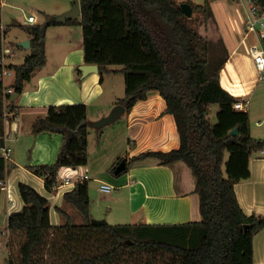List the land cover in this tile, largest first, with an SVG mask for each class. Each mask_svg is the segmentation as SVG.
I'll return each mask as SVG.
<instances>
[{
	"label": "trees",
	"instance_id": "trees-1",
	"mask_svg": "<svg viewBox=\"0 0 264 264\" xmlns=\"http://www.w3.org/2000/svg\"><path fill=\"white\" fill-rule=\"evenodd\" d=\"M78 1V17L64 23L50 19L28 28L30 54L21 64L7 66L13 72V81L7 88L21 94L33 73L45 66L44 36L48 26H80L84 64L97 65L101 77L123 75L124 96L116 104L129 112L137 101L146 100L150 91L157 92L165 101V112L173 116L179 138L175 149L118 159L108 172L120 177L133 162L148 158L158 160L160 165L183 162L195 179L200 220L161 225H92L88 184L83 181L62 196L63 205L75 208L81 222L75 224L61 206L55 207L61 223L52 226L47 199L30 186L19 184L23 206L7 220L5 246L10 254L6 263L253 264V238L264 229V216L246 215L234 186L249 178V160L252 154L264 151V139L251 136L247 111L235 110L236 98L219 83V73L228 56L222 38L208 40L191 26L176 0ZM260 5L264 6V0ZM203 13L212 19L207 3ZM8 31V27L0 26V56ZM110 66L121 68L114 70ZM5 89L0 83V149L5 144V122L11 120L8 114L16 113L10 97L4 95ZM212 105L217 106L214 122L208 116ZM83 123H87L84 104L50 105L45 116L34 120V136L63 135L52 164L28 166L33 175L44 180L46 191L54 190L62 167L87 165L88 131ZM234 129L237 135L231 134ZM69 132L73 134L69 136ZM121 160L126 162V169L115 175ZM11 166L0 154V191Z\"/></svg>",
	"mask_w": 264,
	"mask_h": 264
},
{
	"label": "crops",
	"instance_id": "crops-1",
	"mask_svg": "<svg viewBox=\"0 0 264 264\" xmlns=\"http://www.w3.org/2000/svg\"><path fill=\"white\" fill-rule=\"evenodd\" d=\"M236 5L243 16L242 36L235 38L223 27L222 33L216 32V36L222 38L228 52L219 73V83L237 101H242L243 106L244 104L249 106V111H245L249 117L250 134L256 139H264V112L252 123L250 108L253 99L264 101V78L259 76L252 81L254 84L250 87L246 86L248 81L246 79L242 81L245 73L239 61V56H242L240 48L243 46L245 54L254 62L250 48L259 46L258 30L248 29L246 24L249 19L248 11L245 6ZM58 41L62 42L63 39L59 38ZM77 44V51L69 48L61 53V57L49 59L53 63L49 64L46 57L45 66L35 71L30 80L24 84L21 94L13 101L16 113L11 116L10 122L5 124L6 145L10 148L9 142H16L26 147V141L34 138L35 145L32 146L34 156L29 164H52L62 144L63 135L60 133L31 135L34 120L45 116L50 105L84 104L87 107L88 154L89 137H93L96 142V152H99L111 138H126L129 143L127 156L125 158L118 156L117 159L127 160L146 151L166 152L177 148L179 138L173 116L165 112V101L155 91H150L146 100L137 101L129 112L125 111L109 125L98 130L89 125L90 122L106 116L121 96L118 94V88L113 89V85L109 83L112 80L106 79L115 74L101 77L97 70L81 76L78 70V67L84 64L81 37ZM59 45L66 49V44L59 43ZM261 45L264 48V45ZM7 51L8 54L12 53L7 57H15L13 51ZM233 59L235 65L233 63L232 67L226 70ZM36 152L38 157L35 156ZM115 161L110 162V167ZM8 162L12 166L6 173L0 191V256L5 252L8 217L12 213L19 212L23 206L18 191L19 184L30 186L47 199L49 221L52 226L61 223L55 207H67L63 205L62 196L73 188L67 186L48 192L44 188V180L33 175L15 156L11 155ZM72 170L75 168L62 167L58 177L63 178L60 176V173H63L76 179V176H71ZM249 172L248 179L234 186L237 201L246 215L256 213L264 216V151L252 154L249 160ZM113 182L114 189L109 192V200L104 202L101 212L96 213L98 208L93 205L89 196L91 219H102L110 225H161L200 220L199 200L194 192L195 179L189 168L181 161L170 165H160L159 161L153 158L136 161L129 166L122 177H116ZM102 201V198L98 200V202ZM253 264H264V229L253 238Z\"/></svg>",
	"mask_w": 264,
	"mask_h": 264
},
{
	"label": "rangeland",
	"instance_id": "rangeland-1",
	"mask_svg": "<svg viewBox=\"0 0 264 264\" xmlns=\"http://www.w3.org/2000/svg\"><path fill=\"white\" fill-rule=\"evenodd\" d=\"M176 1L179 4L185 3L191 7L192 13L190 17H188L189 24L198 29L201 34H204L208 40H215L217 38L216 32L219 31L222 33V27L230 32L231 35L235 36V38L242 36L243 16L240 9H238L239 7L236 5L237 3L232 2V0ZM0 2L3 3V6H0V26L9 28V31L3 37L4 49L10 50L11 52L13 51L15 54V57L13 58L8 56L5 62L7 64L19 65L23 62L25 56L30 54V48L23 49L17 46V43L31 38L28 28L34 25L45 24L48 20L54 19L56 16L67 12L73 7L75 0H0ZM205 3L209 5L214 15V18L212 17L214 20L209 19L208 16L204 15L203 6ZM30 15L35 18V21L32 23L27 21V18ZM80 37L82 38L81 27L78 25L48 26L44 36V53L48 61L57 56L58 58L61 57V53L69 48H73V51H77V42ZM59 38L63 39V41H58ZM68 41H71V43H68ZM59 43L66 44V49L62 48ZM240 49L242 56H239V61L243 67V72L245 73L244 77H242V81L246 79V81H248L246 82V86L250 87L254 84L252 81L260 76V72L256 69L255 63L245 54L243 46ZM50 62L53 63V61H49V64ZM233 63L235 65V59H233L227 67L225 66L226 70H229ZM109 68L115 70L120 69L121 67L110 66ZM112 74L115 75L106 79H110V81L112 80L109 83L113 85V89L118 88V94L122 98L124 96L123 75L119 73ZM12 81L13 75L6 81V84H11ZM250 108L252 109V123H254L255 119L260 118L264 112V101L253 99L250 102ZM216 109V105L210 107L208 116L212 122L215 121ZM243 110L249 111V106H245L244 104ZM31 135L33 134L31 133ZM31 137L33 138V136ZM128 144L126 138H111L99 152H96V142L93 137H89L88 166H83L82 168L78 167L75 168V170H72L73 175L71 176H83L85 173L88 175L89 179L87 182L88 191H90L89 196L93 205L98 208L96 213L101 212L100 210L104 207V202L108 201L110 196L109 193L100 192V184L107 183L112 186L114 183L113 181L115 177L108 172L110 162L112 160L117 161L118 156H123V158H125L127 156L126 150L129 148ZM34 145V138L26 141V147L22 146L21 143L9 142V146L12 150L11 155L15 156L18 161L22 162V164L26 166V169H28V166H32L29 163L32 156H34V153H32V146ZM35 156L38 157L37 152L35 153ZM226 159L227 155H225V161ZM62 175L63 173H60L61 177L65 176ZM122 176L123 175H121V177ZM100 198L103 199L102 202H98ZM64 209L70 214L75 224L81 222V216L75 208L67 206ZM9 254L8 249L5 247V252L0 256V264H7L6 258L9 257Z\"/></svg>",
	"mask_w": 264,
	"mask_h": 264
},
{
	"label": "built area",
	"instance_id": "built-area-1",
	"mask_svg": "<svg viewBox=\"0 0 264 264\" xmlns=\"http://www.w3.org/2000/svg\"><path fill=\"white\" fill-rule=\"evenodd\" d=\"M233 2L243 5L246 7L249 15V19L247 20V27L251 30H258V36H259V46H252L250 48L251 54L254 59V63L256 68L260 72L261 78H264V48L261 45V39L264 37V6L260 5L261 0H232ZM0 6H3V3L0 2ZM27 21L29 23H32L35 21V18L33 16H28ZM8 54L7 49H4L2 55L0 56V83H2V86L5 87L4 95L10 97L13 93L11 88H7L10 84H6V81L11 78L13 75V72L8 69V65L5 60L7 58ZM10 101V99H9ZM7 101L4 102L6 104ZM233 108L238 111L243 110V103L242 101H236L233 105ZM12 116V114H8ZM15 118V116H14ZM7 122H5L6 124ZM6 138L4 136V146L0 149V154L4 158L5 161H8L11 156V149L6 145ZM62 179V181H61ZM88 179V176L86 174H83V176L78 175L76 179L70 178L68 176H63V178L58 177L57 184L55 185L54 189H61L63 187L67 186H74L76 183L83 182ZM78 181V182H77ZM114 189L113 186L107 184V183H101L100 184V191L104 193H109Z\"/></svg>",
	"mask_w": 264,
	"mask_h": 264
},
{
	"label": "water",
	"instance_id": "water-1",
	"mask_svg": "<svg viewBox=\"0 0 264 264\" xmlns=\"http://www.w3.org/2000/svg\"><path fill=\"white\" fill-rule=\"evenodd\" d=\"M180 7L186 17H190L192 11L191 7L188 4L182 3L180 4ZM80 15V6L79 1L75 0L73 7L68 10L67 12L62 13L61 15H58L54 18L55 22L58 23H64L67 19H71L73 17H77ZM17 46L23 48V49H29L30 48V40H25L22 42L17 43ZM78 70L81 72V76H85L91 72H96L98 70L97 65L95 64H83L78 67ZM18 94L12 93L10 96V102L13 103V101L16 99ZM125 112V108L121 104H116L112 107V109L109 111V113L93 122H90V126L92 128H102L113 121H115L120 115H122ZM87 123H83L82 126H86ZM238 131L237 129H234L231 131V134L237 135ZM72 132H69L68 135H72ZM126 169V162L124 160H121L114 169V174L117 175L118 173L124 171ZM91 224L96 226H103L106 225L105 220H97V219H91ZM247 227L244 226V229ZM125 243L131 244V241H126Z\"/></svg>",
	"mask_w": 264,
	"mask_h": 264
}]
</instances>
